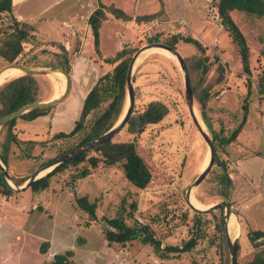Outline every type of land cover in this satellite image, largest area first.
<instances>
[{
    "label": "rangeland",
    "instance_id": "374dc122",
    "mask_svg": "<svg viewBox=\"0 0 264 264\" xmlns=\"http://www.w3.org/2000/svg\"><path fill=\"white\" fill-rule=\"evenodd\" d=\"M146 2L142 0L141 8L128 2L130 5L124 13L135 12L137 16L155 11L154 8L144 7ZM218 2L167 0L169 9L164 8L162 12L163 8H160L161 12L155 15V19L145 21L146 26L140 22L130 24L133 29L112 17L99 30L98 49L91 32L87 34L88 38L85 37L86 33L82 30L85 21L76 18L79 16L77 8L64 13L68 2L54 8L50 12L51 21L41 28L48 36L36 34V39L25 46L24 59L29 56L28 59H32L31 55L36 54L40 63L49 64L56 60L52 57L54 54L61 53L52 44L68 47L72 88L66 101L51 108L45 115L31 122L16 120L18 138L35 141L38 146L32 152L34 159L20 157V149L13 151L8 170L12 179L31 177L39 168L79 144L80 136L67 140H56L54 137L60 133L70 134L74 130L87 95L101 77L113 71L117 64H109L107 60H113L119 50L128 47L134 51V56L147 45L166 44L177 35L196 39L204 47L208 63L203 62V53L194 46L179 42L175 49L186 63L187 60L198 61L195 62L199 68L191 83L192 88L197 86L207 100L205 113L209 127L204 124L200 105L194 98L195 109L205 131L213 141L215 136L218 139L214 141V167L193 195L205 208L223 202L231 205L239 225V232L230 235L231 241L240 242L237 264H251L257 252L264 254V248L256 250L248 242L246 234L254 228L243 219L247 218V212L239 210L241 207L234 198L235 186L230 189L228 200L216 194L223 189L220 180L224 168L234 178L236 168L240 170L237 164L243 158L245 161L240 166L248 168L256 188L264 193V95L259 94L258 87L264 77V17L241 11L231 13L249 49L248 73L243 67L238 46L221 25L216 9ZM62 10L63 13H59ZM63 21H67L69 26L62 25ZM10 23L8 18L1 16V31L6 30ZM25 23L28 24L27 21ZM51 27L55 30L52 28V31ZM33 48L37 53L34 50L33 54L28 53ZM145 54L133 71L135 112L144 111L152 101H161L169 108L162 122L149 126L136 138L139 154L152 173L149 187L139 191L126 180L119 167L109 169L99 166L89 177L75 179L84 167L81 164L70 166L54 176L45 191L36 193L28 189L11 197L0 195V264H53L56 255L69 251L73 253L69 264H226L228 259L231 263L229 250H226L218 229L223 217L225 230L226 210L198 217L186 202L188 190L204 170L209 149L190 116L183 73L178 62L162 51L150 50ZM8 65L11 64L0 60V70ZM205 65H209L207 73L203 71ZM56 73L38 76L42 85V102L62 97L65 93L66 79L63 75L62 79H58ZM249 84L251 92L247 99ZM246 114L243 133L229 146H222L220 139L230 138ZM134 139L125 129L114 138L117 142ZM84 196L97 204V222L90 221L89 216L76 205L75 200ZM261 199L264 201V196ZM132 203L137 204V211L133 219L126 220L129 225L140 222L150 226L163 247L181 246L192 238H198L197 247L189 253L171 254L161 259L152 247L141 242L125 246L109 244L103 233V218H115L123 212V208L130 213ZM260 222L264 227L263 218ZM45 244L47 252L42 254Z\"/></svg>",
    "mask_w": 264,
    "mask_h": 264
},
{
    "label": "trees",
    "instance_id": "16d2710c",
    "mask_svg": "<svg viewBox=\"0 0 264 264\" xmlns=\"http://www.w3.org/2000/svg\"><path fill=\"white\" fill-rule=\"evenodd\" d=\"M216 9L218 17L221 19L222 27L224 30L229 32L232 40L239 48V55L245 71L250 73L248 71L249 49L245 37L234 22L231 13L234 11H241L256 15L257 17H264V0H219V2L216 3ZM106 12L112 14L118 20H131L122 10L101 5L90 16L88 21L94 37V45L96 49L99 48V30L103 23L107 20ZM155 15L144 17L142 20L147 22L152 21L155 19ZM1 16L8 18L11 23L8 27H6V30L1 31L0 29V60L6 62L7 64H18L30 68L59 66L67 72L71 71V59L69 52L65 46L62 45L52 44L53 47L56 46L59 48L61 53L54 54L52 57H55L56 60L49 64L40 63L38 61V55L36 54L31 55L33 56L32 59H28L30 56L27 57V59H24L26 53L25 46L32 40L36 39L37 35L34 33L32 27H29L25 22H21L15 17L12 0H0V17ZM179 42L194 46L202 53L204 52V47L199 41L188 37H182L180 35H177V37L167 41L166 44L176 48V45ZM32 50L37 53L35 48L31 49L28 53H32ZM133 53V50L128 47H124L115 54V58L113 60H107L109 64L117 65L114 67L113 71L101 77L95 87L87 95L80 118L74 130L70 134L60 133L54 137L56 140H67L80 136L79 144L68 149L63 153V155L101 137L119 122L126 109L127 72ZM201 55H203V62L208 63L209 59L204 57V53ZM195 61L196 59H194L193 62L192 60L191 62L187 60L192 81L194 80L195 72L198 71L199 68L196 63L198 61ZM203 69L204 73H207L209 65H205ZM39 78L40 77L38 76L21 75L8 79L0 85V119L27 105L43 101L42 85L39 82ZM258 87L259 94L264 95V77H262L259 81ZM250 90L251 84H249L247 99L250 96ZM193 93L195 101H197L200 105L202 120L204 124L209 127L210 124L205 113L207 100L203 98L202 94H200L198 87L194 85ZM50 109L35 110L19 119L31 122L45 115ZM168 113V106L161 101L150 102L144 111L140 113H136L134 111L133 116L125 127V131L130 136L135 138L133 141L117 142L113 139L86 154L76 157L73 160L57 167L44 178L33 183L30 187L31 191L37 193L47 190L50 186V180L54 176L59 173H63L70 166L78 167L81 164H84V167L81 169L80 173L76 175V178L74 177L75 179H85L89 177L92 171L99 168V166H104L109 169L119 167L126 180L133 187L139 191H145L151 183L152 173L147 163L139 154L136 138L144 133L149 126L158 125L162 122ZM89 117L91 119L88 120ZM246 121L247 114L244 115L240 127L232 133L231 137L227 139H220V144L222 146H229L232 144L242 132ZM16 124L17 121L14 120L0 129V149L2 151L0 154V160L3 161L8 170H10V156L14 150L20 149V157L34 159L35 157L32 155V152L38 146V143L35 141L20 140L15 133ZM217 139L218 136H215V140ZM217 162H219L218 159ZM29 178L30 177L28 176L20 180L13 178V180L17 186H22ZM220 181L223 185V189L216 194L217 196L228 200L230 198V189L233 186V181L225 168ZM0 195L5 197H11L14 195L13 191L8 187L1 170ZM75 202L78 208L89 216L90 221L97 222L98 206L95 202H91L86 196L77 198ZM129 210H131L130 213H128L126 208H123V212L118 214L115 218H103V233L105 240L109 244L125 246L126 244L133 242H141L145 246L152 247L156 256L161 259L166 258L171 254L189 253L197 247L198 238H192L189 241L184 242L181 246L163 247L161 241L156 238L155 233L152 231L150 226L143 225L140 222H136V224L131 226L126 222L127 219L134 218V212L137 211V204L132 203ZM196 216L202 217L199 214ZM87 225L89 226L90 223L88 222ZM199 228H201V226H199ZM218 229L222 233V239L225 241L224 243L227 250L228 246L225 236L223 217L220 219ZM199 230L200 229H198V231ZM246 236L249 244H251L254 249L257 250L264 246L263 232L251 231L246 234ZM234 246L236 255L238 256L241 249L240 242L236 241ZM46 248V244L42 246V254H46ZM72 256L73 253L71 251L66 252L63 255H56L54 257L53 264H69V259ZM226 264H229V259L226 260ZM251 264H264V255L257 254Z\"/></svg>",
    "mask_w": 264,
    "mask_h": 264
},
{
    "label": "water",
    "instance_id": "95a60500",
    "mask_svg": "<svg viewBox=\"0 0 264 264\" xmlns=\"http://www.w3.org/2000/svg\"><path fill=\"white\" fill-rule=\"evenodd\" d=\"M163 50L167 51L173 57L175 58V61L178 62L180 69L183 73V78H184V86H185V94H186V100H187V105L189 109L190 116L192 118V121L194 125L196 126L198 132L200 133L201 137L203 138L204 142L206 143L208 149H209V163L207 167L202 171V173L199 175V177L196 179L194 184L190 187V189L187 192L186 195V202L188 207L196 214L199 215H207L211 214L215 211H218L220 209H225V234L227 237V242H228V250L230 254V264H237V256H236V251H235V243L231 241L230 238V233L228 230V222L233 214L231 205L227 202H223L217 205H214L210 208H207L205 210H201L196 208L192 203H191V194L194 192L196 188H198L208 177L210 174L212 168L214 167L215 164V159H216V151L214 147V141L210 137V135L205 131V128L203 127V122H200L199 119L197 118V112L195 109V103H194V93H193V88H192V83H191V78H190V72L187 66V63L185 59L182 57V55L173 47L167 45V44H160V43H154L151 45H147L143 47L141 50H139L131 59V62L128 67V72H127V104H126V109L124 111V114L120 118L119 122L107 133L102 135L101 137L89 142L86 145H83L65 155L62 157H59L58 159L42 166L39 168L28 180L27 182L22 186L19 187L15 184L14 180L10 176L7 167L3 163L2 160H0V170L4 176V179L8 185V187L13 191V193H19V192H25L30 187L32 186L33 183L36 181L44 178L48 174H50L52 171H54L57 167L61 166L62 164L73 160L76 157H79L83 154H86L101 145L113 140L118 134H120L127 124L129 123L131 117L134 114L135 111V103H136V97H135V89L133 86V71L135 69V66L137 65V62L139 61L140 57L145 54L146 52L150 50ZM10 68H17L24 73V75H30V76H49L52 73H59L62 74L65 79H66V89L65 93L62 95V97H54L50 101L47 102H37L33 103L30 105H27L20 110L5 116L0 119V129L3 128L5 125H7L9 122L17 120L21 118L22 116L35 111L39 109H50L53 108L59 104H62L63 102L66 101V99L69 97L71 88H72V80L69 72L64 70L62 67H48L52 68L50 70L47 69H31L28 67H24L18 64H11L3 69L0 70V81L2 79L3 74ZM2 83H0L1 85ZM202 121V120H201ZM1 149H0V154H1ZM45 173L44 175H42Z\"/></svg>",
    "mask_w": 264,
    "mask_h": 264
},
{
    "label": "crops",
    "instance_id": "0c3cea01",
    "mask_svg": "<svg viewBox=\"0 0 264 264\" xmlns=\"http://www.w3.org/2000/svg\"><path fill=\"white\" fill-rule=\"evenodd\" d=\"M212 1L213 0H210V2ZM66 2H68L69 4L67 3L68 5L64 8L65 9L64 13L68 12L69 10L71 11L77 8V10L79 11V16L76 18L85 21V26L82 30L85 31L86 33L85 37L88 38L87 34H89L90 32L92 33L91 28L88 24L89 18L101 5H104L105 7H114L118 10H122L123 12H125L127 10V5H130L128 4V2L132 3L133 6H138L139 8H141L142 0H72V1L71 0H12L15 17L21 22L27 21L28 22L27 25L29 27H32L34 33L38 34V36H48L46 35L45 31L42 30L41 28L51 21L52 16H50L51 15L50 12L54 8L59 7L61 4H66ZM167 6H168L167 0H147V2L144 4V7L154 8L155 11H152L148 14L137 15V16L135 12H133L132 14L129 13L127 16H129V18L131 19L130 21H123V20L120 21H122L121 23H126L124 25H126L127 27H131L132 25L130 26V24H136V22L138 23L140 22L144 25L145 20H142L144 17L152 16L157 14L158 12H161L159 11L161 10L160 8H163L162 12H164V8L166 10L169 9ZM83 10L84 12H82ZM59 13L62 14L63 10L60 11ZM59 15L60 14H58V16ZM106 15H107L106 21L114 17L112 14L108 12H106ZM46 16L49 17L46 18ZM161 18L162 20L164 19L163 16H161ZM62 25L69 26L67 21H63ZM52 28L53 27H51V29ZM131 28L133 29L134 27ZM76 30L82 31L80 28H76ZM64 45H66V43ZM83 48H84V44H83ZM66 49L70 52V49L68 47H66ZM241 133L239 135H241ZM244 159L245 158L239 160L237 164L239 165L241 171L240 170L238 171L236 168L237 174L235 175L234 178L231 177L233 181V186H235L234 198L235 200H237V204H239L241 207L239 210L242 212H247L246 213L247 218L243 217L244 221L249 224L255 223V225L250 224V226L254 228L253 231H260L264 233V227L261 226L263 221L260 222L262 218L264 220V201L261 199V197L264 196V193L261 192V189L259 191V189L256 188L255 183L251 179L252 177L251 173L248 172V168L240 166V163L242 161H245ZM262 248H264V246H262ZM258 253L259 252H257V254ZM259 254L264 255L262 252Z\"/></svg>",
    "mask_w": 264,
    "mask_h": 264
},
{
    "label": "bare ground",
    "instance_id": "6f19581e",
    "mask_svg": "<svg viewBox=\"0 0 264 264\" xmlns=\"http://www.w3.org/2000/svg\"><path fill=\"white\" fill-rule=\"evenodd\" d=\"M156 50H159V49H156ZM160 51H162V53H164L165 56H167L168 58H171V59L175 60V58L173 57V55H171V54L168 53L167 51H163V50H160ZM144 55H146V54H143V55L140 57V59H141ZM140 59H139V61H140ZM139 61H138V62H139ZM138 62H137V63H138ZM21 74H22V71H21L20 69H17V68H10V69H8V70L3 74L0 83H4L6 80H8V79H12V78H14V77H18V76H20ZM55 76L58 77V79H62V78H63L62 74H58V73H56ZM61 83H62V82H61ZM55 94H56V93H55ZM56 97H59V96H56ZM197 118L199 119L200 122H202L201 119L199 118L198 114H197ZM203 127H204V125H203ZM208 163H209V153H208V157L206 158V161H205V164H204L203 169H205V168L207 167ZM44 174H45V173H43L42 175H44ZM191 203H192L196 208H198V209H201V210H205V209H207V208H205V206L203 207V206H201V205L198 203V201L195 199L193 193L191 194ZM228 230H229V233H230L231 236H232V235H235V234H237V233L239 232V225H238V222H237L236 218H235L233 215L231 216V218H230V220H229V222H228Z\"/></svg>",
    "mask_w": 264,
    "mask_h": 264
},
{
    "label": "built area",
    "instance_id": "2783aa9c",
    "mask_svg": "<svg viewBox=\"0 0 264 264\" xmlns=\"http://www.w3.org/2000/svg\"><path fill=\"white\" fill-rule=\"evenodd\" d=\"M181 23L183 24V21H181Z\"/></svg>",
    "mask_w": 264,
    "mask_h": 264
}]
</instances>
